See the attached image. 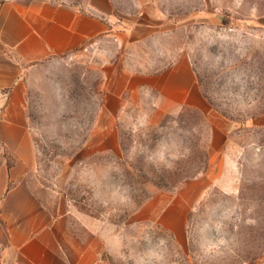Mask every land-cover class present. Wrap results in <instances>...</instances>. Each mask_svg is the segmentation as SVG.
<instances>
[{
	"label": "rangeland",
	"instance_id": "1",
	"mask_svg": "<svg viewBox=\"0 0 264 264\" xmlns=\"http://www.w3.org/2000/svg\"><path fill=\"white\" fill-rule=\"evenodd\" d=\"M115 13L110 35L24 68L28 178L100 236L106 264H264V0ZM189 80L179 103L161 90ZM179 195L174 232L161 214Z\"/></svg>",
	"mask_w": 264,
	"mask_h": 264
},
{
	"label": "crops",
	"instance_id": "2",
	"mask_svg": "<svg viewBox=\"0 0 264 264\" xmlns=\"http://www.w3.org/2000/svg\"><path fill=\"white\" fill-rule=\"evenodd\" d=\"M115 9L116 0H6L0 5V153L13 156L0 170V250L7 264H106L100 236L28 178L36 149L20 77L30 63L79 52L110 35ZM170 85L161 90L179 103L192 84L177 82L176 90ZM180 196L161 214L162 224L174 232L176 225L183 229L189 208Z\"/></svg>",
	"mask_w": 264,
	"mask_h": 264
}]
</instances>
